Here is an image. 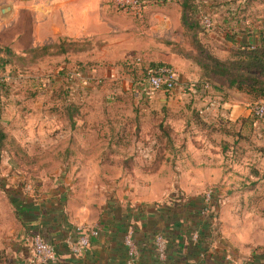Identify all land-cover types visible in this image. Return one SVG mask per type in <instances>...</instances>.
<instances>
[{
  "label": "rangeland",
  "instance_id": "374dc122",
  "mask_svg": "<svg viewBox=\"0 0 264 264\" xmlns=\"http://www.w3.org/2000/svg\"><path fill=\"white\" fill-rule=\"evenodd\" d=\"M48 1L0 0V5L8 3L18 8L8 16L0 14V126L6 133L0 148V248L6 232L19 230V220L8 199L23 200L32 184L40 181L41 173L52 172L67 161L56 155L59 142L53 138L58 130L63 128L65 134L71 129L65 111L55 109L59 101L91 105L89 114L95 122L102 121L101 132L119 141L126 151L138 144L152 148L155 157L165 160L167 152L171 155L172 150L185 145L184 134L194 135L201 148L202 140H206L216 163L250 166L242 171L233 168L225 193L231 192L236 183L244 190L255 184L259 186L255 195L264 196L261 149L250 146L254 151L246 154L245 145L234 142L238 126L220 121L222 116L216 111V102L228 97V90H235L228 89L221 76H206L199 64L207 62L206 56L230 58L240 45L264 32V0H190L191 29L182 21L181 0H146L140 14L117 5L115 0H89L98 35L76 40L26 36L37 23L24 4L40 3L38 8L43 11ZM52 1L55 4L60 0ZM33 14L39 24L43 14ZM126 27L132 39L116 31ZM36 45L34 52H22ZM43 45L50 47L42 52L39 48ZM5 46L12 48V54L1 51ZM169 48L187 55L198 65L201 77L226 89L203 99L199 94L167 97L163 90L146 97L142 92L148 87L145 74L150 65L143 57ZM94 51L98 52L92 54ZM94 55L106 61L93 60ZM74 129L78 137L90 133ZM106 140L100 147H106ZM231 147L239 152L237 157L234 152L231 155ZM221 152L229 153L223 156Z\"/></svg>",
  "mask_w": 264,
  "mask_h": 264
},
{
  "label": "crops",
  "instance_id": "0c3cea01",
  "mask_svg": "<svg viewBox=\"0 0 264 264\" xmlns=\"http://www.w3.org/2000/svg\"><path fill=\"white\" fill-rule=\"evenodd\" d=\"M88 3L89 0H60L54 4L49 0L43 11L38 8L40 3L24 4L37 23L26 36L76 40L98 35L94 11ZM17 10L12 4L0 5L1 16ZM33 13L43 14L39 24ZM127 29L116 31L123 33L125 39H132ZM144 57V63L150 67L165 64L175 70L176 87L168 92L163 90L167 97L199 94L203 99L226 89L201 77L198 65L170 48L164 52L157 49ZM93 60L106 61L95 55ZM142 93L150 97L155 92L149 94L145 88ZM216 103V111L222 116L220 121L238 126L234 142L245 145L246 154L254 151L250 146L259 147L264 159V121L252 118V100L228 90V97ZM80 105L83 116L75 119V125L90 133L78 137L71 129L63 134L62 128L53 135L55 142L66 140L69 135L75 137L71 158L52 172L42 171L40 181L32 184L23 200L18 198L14 203L8 199L19 220V230L8 231L1 239L0 264H41L29 243L35 234L55 247L56 260L50 264H126L128 236L138 251V264H264V196L255 195L259 186L254 184L244 190L236 183L231 192L224 191L234 167L242 171L250 166L216 163L215 153L206 148L208 141L202 140L201 148L194 135L186 134L182 139L185 145L172 150L171 155L167 152L154 172L143 170L154 160V150L138 144L127 151H114L116 157L132 155V169L104 163L102 157L108 149L100 145L108 135L101 132L102 121L91 118L92 110L88 109L93 107ZM95 126L97 129H89ZM110 140L113 142L108 137L106 143ZM230 152L236 157L239 154L233 148ZM228 153L221 152L223 156ZM206 191L212 192L214 211L209 216L192 211L193 206L202 205ZM173 204H180L181 209H175ZM84 227L95 228L97 234L90 236L89 246L75 255L68 241L77 238ZM157 236L163 238V256L156 248Z\"/></svg>",
  "mask_w": 264,
  "mask_h": 264
},
{
  "label": "trees",
  "instance_id": "16d2710c",
  "mask_svg": "<svg viewBox=\"0 0 264 264\" xmlns=\"http://www.w3.org/2000/svg\"><path fill=\"white\" fill-rule=\"evenodd\" d=\"M190 8V0H181L182 21L184 25L188 26V28L191 29L194 23L191 22L188 17ZM49 47V45H43L40 46L39 49L42 50V52H45ZM36 49H38V46L26 49L23 52H34ZM1 51L6 52L7 54H12L11 49L9 47H2ZM206 60V63H202L199 61V64L204 69V74L206 76H210L212 74L225 78L228 89H234L239 93L247 95L252 100V103L264 100V32L258 33V35L253 38L252 41H249L247 44L240 45L232 53V56L230 58L219 59L213 56H206ZM159 65L163 64H156L152 67H156ZM62 93H64V91H62ZM59 102L60 105L56 106L55 109L58 108L59 110H64V115L71 129L76 128L75 119H78L76 117L79 116V114L81 113L80 106L75 102ZM251 116L253 119L255 118L253 114H251ZM159 126L164 128L163 125ZM164 133L166 134V130H164ZM5 139L6 133L0 126V148L3 147ZM111 142V140L108 141V144L106 145L108 153H106V155L102 157V161L108 164L123 165L125 168L132 169V167L135 166L133 156H114L115 150L118 151L119 148L125 149V146H121L119 141L116 140L112 142L113 144L116 143V148H111ZM55 147L57 149L56 155L63 158L61 159L62 161L68 160L71 158L70 154L72 148L76 147V139L73 135H69L67 136L66 140L59 141V143L56 144ZM159 157V155H156L154 160L148 166H145L143 170L147 173L156 171L160 166V163L163 161L161 160V157L160 159ZM10 199L14 203L18 202L17 198L12 199L10 197ZM173 205L175 209H181L180 204ZM205 205L206 203L203 200L202 205L193 206L192 211L197 214H202L201 211ZM212 214L213 212L202 215L209 216Z\"/></svg>",
  "mask_w": 264,
  "mask_h": 264
},
{
  "label": "built area",
  "instance_id": "2783aa9c",
  "mask_svg": "<svg viewBox=\"0 0 264 264\" xmlns=\"http://www.w3.org/2000/svg\"><path fill=\"white\" fill-rule=\"evenodd\" d=\"M117 5L134 11L140 14L145 7L146 0H115ZM207 23L208 20H205ZM176 72L168 65H159L156 67H149L146 70L145 79L147 86V93L152 94L158 90L171 91L176 87ZM251 112L256 119L264 121V100L256 101L251 104ZM212 192L206 191L204 193V201L206 205L203 207L201 213L209 214L213 212L211 204ZM80 234L77 238L68 241V246L73 254L77 255L81 253L86 247L89 246L90 236L96 235L97 230L91 227L81 228ZM30 246L33 250V254L37 261L49 264L56 260L55 247L43 240L40 235L35 234L29 238ZM125 244L127 246V259L126 264H138L137 257L138 251L130 236L126 237ZM156 248L160 256H163L164 246L163 238L161 236L156 237Z\"/></svg>",
  "mask_w": 264,
  "mask_h": 264
}]
</instances>
